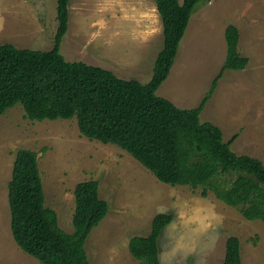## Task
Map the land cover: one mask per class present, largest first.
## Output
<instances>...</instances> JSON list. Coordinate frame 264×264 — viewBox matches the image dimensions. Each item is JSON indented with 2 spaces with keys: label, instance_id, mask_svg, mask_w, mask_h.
<instances>
[{
  "label": "rangeland",
  "instance_id": "rangeland-1",
  "mask_svg": "<svg viewBox=\"0 0 264 264\" xmlns=\"http://www.w3.org/2000/svg\"><path fill=\"white\" fill-rule=\"evenodd\" d=\"M2 2L15 3L23 14L15 23L23 32L16 38L20 48H53L57 0H30L31 11L22 0ZM229 24L239 28V50L250 61L244 69L224 72L200 118L221 127L226 141L238 133L234 151L264 164V0L200 2L157 94L181 108L199 105L225 62ZM162 47L154 0L70 1L69 28L60 47L67 60L147 83ZM22 148L38 153L46 205L56 210L67 232L74 230L76 184L99 181L109 211L87 238L91 264H141L129 250L130 238L148 234L160 212L175 215L160 236L161 264H223L230 235L241 241L243 264H264L262 220L246 219L213 193L202 196L201 187L160 181L120 146L84 136L76 117L31 120L19 103L0 115V264H42L18 245L11 230L8 184Z\"/></svg>",
  "mask_w": 264,
  "mask_h": 264
},
{
  "label": "trees",
  "instance_id": "trees-1",
  "mask_svg": "<svg viewBox=\"0 0 264 264\" xmlns=\"http://www.w3.org/2000/svg\"><path fill=\"white\" fill-rule=\"evenodd\" d=\"M70 1L57 0L58 27L52 49L0 44V115L19 103L31 120L76 117L84 136L120 146L160 181L201 187L202 196L213 193L238 207L246 219L264 222V164L234 151L238 133L226 141L221 127L200 118L224 72L249 64V57L239 50V28L235 24L226 28L227 55L208 93L199 105L181 108L157 91L170 74L198 4L210 0H154L162 21L163 47L147 83L65 58L60 47L69 28ZM230 174L235 178L230 180ZM99 187L95 179L76 184L74 230L67 232L56 210L46 205L38 153L19 149L8 184L15 241L42 264H91L87 238L109 211ZM174 217L172 212L157 213L148 234L130 238L129 250L141 264H161L160 236ZM223 264H243L242 244L236 235L227 238Z\"/></svg>",
  "mask_w": 264,
  "mask_h": 264
},
{
  "label": "crops",
  "instance_id": "crops-1",
  "mask_svg": "<svg viewBox=\"0 0 264 264\" xmlns=\"http://www.w3.org/2000/svg\"><path fill=\"white\" fill-rule=\"evenodd\" d=\"M23 5H25V9L31 11L30 9V0H22ZM11 15L13 19L11 21L8 20V16ZM22 12L19 13L16 8V4L14 5H6L0 0V44H4L6 42H10L11 44H17L16 38L22 37V29L19 28L15 23L20 24V16H22ZM15 20V21H14ZM14 21V22H13ZM30 32V31H29Z\"/></svg>",
  "mask_w": 264,
  "mask_h": 264
}]
</instances>
